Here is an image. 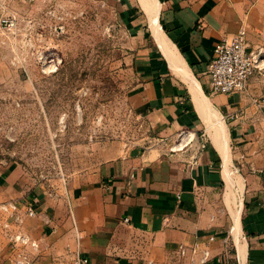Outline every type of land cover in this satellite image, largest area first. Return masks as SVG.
Wrapping results in <instances>:
<instances>
[{
  "label": "crops",
  "instance_id": "obj_1",
  "mask_svg": "<svg viewBox=\"0 0 264 264\" xmlns=\"http://www.w3.org/2000/svg\"><path fill=\"white\" fill-rule=\"evenodd\" d=\"M103 1L134 45L131 102L150 145L56 191L0 163V264H264V96L251 81L213 94L208 77L223 38L245 28L255 51L262 0ZM184 132L194 140L173 150ZM15 234L38 247H14Z\"/></svg>",
  "mask_w": 264,
  "mask_h": 264
},
{
  "label": "rangeland",
  "instance_id": "obj_2",
  "mask_svg": "<svg viewBox=\"0 0 264 264\" xmlns=\"http://www.w3.org/2000/svg\"><path fill=\"white\" fill-rule=\"evenodd\" d=\"M263 30L251 83L264 96ZM0 25V163L59 190L122 150L150 145L132 105L134 45L103 0H7Z\"/></svg>",
  "mask_w": 264,
  "mask_h": 264
},
{
  "label": "built area",
  "instance_id": "obj_3",
  "mask_svg": "<svg viewBox=\"0 0 264 264\" xmlns=\"http://www.w3.org/2000/svg\"><path fill=\"white\" fill-rule=\"evenodd\" d=\"M7 0H0V25L13 28L15 25L14 17L9 15L6 5ZM215 57L209 64L208 77L211 84L213 94H245L248 91L249 83L254 72L258 69L259 53L250 50L248 42V33L245 28L240 29L237 34L230 38H223L215 46ZM181 143L173 150L181 149L184 141H193L194 134L184 132ZM206 148V143L201 144L200 149ZM4 213L17 212V206L14 203H7L2 206ZM29 216L34 215L32 208L27 211ZM16 220L20 221L18 217ZM128 222L129 220H125ZM8 225H5L7 228ZM14 247L22 244L24 246L30 244L37 248L38 243L30 241V239L22 234H15L10 239ZM87 260L81 259L77 264H87ZM16 264H29L26 261H19Z\"/></svg>",
  "mask_w": 264,
  "mask_h": 264
},
{
  "label": "bare ground",
  "instance_id": "obj_4",
  "mask_svg": "<svg viewBox=\"0 0 264 264\" xmlns=\"http://www.w3.org/2000/svg\"><path fill=\"white\" fill-rule=\"evenodd\" d=\"M155 20H157V18L155 19ZM154 21V20H153ZM155 22H157V21H155ZM155 24V23H154ZM159 26V25H158ZM157 26V24H155V32H156V34L160 37L161 36V33H159L160 31H159V27ZM162 41V40H161ZM164 42V41H163ZM164 46H165V51H166V53L167 54H169V56H170V53L172 54V51L171 50H169L168 48V46L165 44V42H164V44H163ZM172 56H174V54L172 55ZM174 59H175V57H174Z\"/></svg>",
  "mask_w": 264,
  "mask_h": 264
}]
</instances>
